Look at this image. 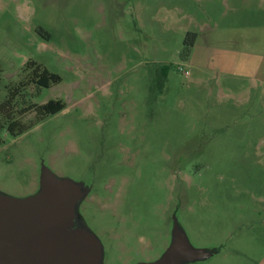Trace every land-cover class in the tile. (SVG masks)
Segmentation results:
<instances>
[{
	"label": "rangeland",
	"instance_id": "1",
	"mask_svg": "<svg viewBox=\"0 0 264 264\" xmlns=\"http://www.w3.org/2000/svg\"><path fill=\"white\" fill-rule=\"evenodd\" d=\"M29 61L61 81L21 99L65 108L0 130L1 196L78 186L100 264L159 261L175 226L210 253L181 264H264V0H0V101Z\"/></svg>",
	"mask_w": 264,
	"mask_h": 264
},
{
	"label": "water",
	"instance_id": "2",
	"mask_svg": "<svg viewBox=\"0 0 264 264\" xmlns=\"http://www.w3.org/2000/svg\"><path fill=\"white\" fill-rule=\"evenodd\" d=\"M82 192L44 173L35 196L15 200L0 195V264H100L101 251L89 233L72 228ZM173 244L152 264H181L210 253L193 250L174 227Z\"/></svg>",
	"mask_w": 264,
	"mask_h": 264
},
{
	"label": "trees",
	"instance_id": "3",
	"mask_svg": "<svg viewBox=\"0 0 264 264\" xmlns=\"http://www.w3.org/2000/svg\"><path fill=\"white\" fill-rule=\"evenodd\" d=\"M195 45V34L188 33L184 40L182 50L180 52V58L186 60L189 58L191 51ZM23 71L27 72L26 81L19 83L18 87L8 89V94L3 101H0V130L5 129L13 138L23 134L30 126L22 124L15 119V115L22 116L29 111H34L36 114V120H43L49 116H53L61 112L65 105L59 100H50L43 105L30 104L22 97L21 93L29 86L34 85L38 90L41 88L48 89L52 84H57L61 81L60 77L54 73L49 72L46 68L36 64L33 61H29L23 68ZM167 69H161V75L163 80L166 79ZM1 81V78H0ZM20 101L21 109L17 111V103ZM26 104V106H25Z\"/></svg>",
	"mask_w": 264,
	"mask_h": 264
},
{
	"label": "built area",
	"instance_id": "4",
	"mask_svg": "<svg viewBox=\"0 0 264 264\" xmlns=\"http://www.w3.org/2000/svg\"><path fill=\"white\" fill-rule=\"evenodd\" d=\"M185 75H188V73H187V72H185Z\"/></svg>",
	"mask_w": 264,
	"mask_h": 264
}]
</instances>
